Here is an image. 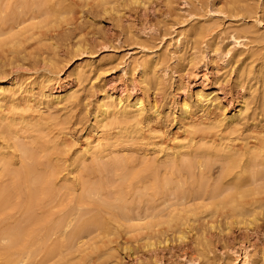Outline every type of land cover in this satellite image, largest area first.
Here are the masks:
<instances>
[{
    "label": "rangeland",
    "instance_id": "374dc122",
    "mask_svg": "<svg viewBox=\"0 0 264 264\" xmlns=\"http://www.w3.org/2000/svg\"><path fill=\"white\" fill-rule=\"evenodd\" d=\"M0 33V71L33 86L2 107L0 264H264V0H0ZM38 85L74 97L47 107ZM125 97L150 108L140 130L100 127Z\"/></svg>",
    "mask_w": 264,
    "mask_h": 264
},
{
    "label": "bare ground",
    "instance_id": "6f19581e",
    "mask_svg": "<svg viewBox=\"0 0 264 264\" xmlns=\"http://www.w3.org/2000/svg\"><path fill=\"white\" fill-rule=\"evenodd\" d=\"M25 32L19 33V36L12 37V43L14 47L17 45L21 44V41L19 40L20 38L23 37ZM1 35V33H0ZM27 39H25L26 41ZM1 46V43H0ZM14 62L13 58H10V67H12V63ZM142 73L145 71L146 66H143L141 68ZM87 70V66L83 65H78L75 67L74 71V77L79 78L81 75ZM5 85V87H4ZM32 83L26 84L23 86V84H20V80L17 77L12 76L10 73H6V71H0V122L6 120V114L2 107L5 104H9L11 107H15L16 102L19 98L25 99L27 103L32 102L33 95H31L32 92ZM59 89V90H58ZM38 90H39V96L41 101L46 104L47 107H62L66 103L69 102L70 99L74 97L73 93L69 88L67 89H62V88H56L55 90H52L50 92H45L44 88L41 85H38ZM54 93H59L57 95H54ZM24 95V97H22ZM27 109H29V106H27ZM23 110V109H22ZM245 110V105L244 103L240 106L239 109L235 110L230 116L226 117L225 114L219 115V124L224 126L227 129H232L234 128L240 120L241 115L243 114ZM15 111V110H13ZM24 111V110H23ZM150 111V108L148 104H145L142 99L137 98L133 101H130L129 97L125 98H118L117 101H106L102 102L99 105L96 106V109L94 111V119L95 122L100 125V127L105 126L107 120H109L111 117H122L126 121H130L136 124V127H138V130H140L139 124L147 120L148 113ZM182 114L184 119H187L191 116L192 114V108L188 103H183L182 104ZM16 119L14 117L11 118V122L14 123ZM21 124L27 126H30V123L25 121V119H21ZM12 124H8V126L2 129L0 135L3 136L6 134L7 130L10 129ZM43 130V125L38 124L35 132L38 134V136L34 137V141L38 142L40 139V135ZM162 145V142L160 143ZM260 145H263L264 142L261 141L259 143ZM258 145V144H256ZM254 145V147H256ZM44 147L47 149L49 148L47 145L44 144ZM184 146L179 145L177 148H175V152H172V154L175 153L176 156L180 154V151L177 149H182ZM3 149H0V157L2 159H5L4 156H6L5 152L2 151ZM20 150H22L24 153H28V156L33 158L34 154L28 147H21ZM168 150V149H167ZM173 151V150H172ZM263 151V148H262ZM81 152V158L90 155L91 157H103V154L106 152V148L98 143L94 144V141H90L89 139L85 140V142L82 145V149L79 151ZM248 152V150H247ZM202 153V152H201ZM250 153V152H249ZM263 152H261L260 155H262ZM200 154V153H199ZM224 156L227 158V165L225 168V173H229L230 170L233 168L235 165V160L231 155L224 154ZM256 156L254 153H250V157L253 158ZM23 170L26 172V174H29L31 172L35 171V167L33 166H24ZM60 167L57 165H54L51 168L52 173H57L56 171H59ZM34 182L33 184H35ZM35 190V187H33ZM32 196L34 197V193H31ZM174 215L171 216V220L174 219ZM14 236V235H13ZM16 236L13 237V239ZM150 236H146V246L153 248L154 243L151 241L152 239H149ZM178 239H184L183 234H179ZM12 240V238H10ZM242 264H249V262L246 261V259L242 260Z\"/></svg>",
    "mask_w": 264,
    "mask_h": 264
}]
</instances>
